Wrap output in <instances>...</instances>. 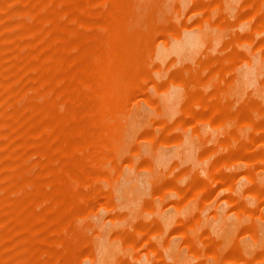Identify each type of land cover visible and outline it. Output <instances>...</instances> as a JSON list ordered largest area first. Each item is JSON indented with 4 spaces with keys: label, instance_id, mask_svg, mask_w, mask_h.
Segmentation results:
<instances>
[{
    "label": "rangeland",
    "instance_id": "1",
    "mask_svg": "<svg viewBox=\"0 0 264 264\" xmlns=\"http://www.w3.org/2000/svg\"><path fill=\"white\" fill-rule=\"evenodd\" d=\"M0 264H264V0H0Z\"/></svg>",
    "mask_w": 264,
    "mask_h": 264
}]
</instances>
